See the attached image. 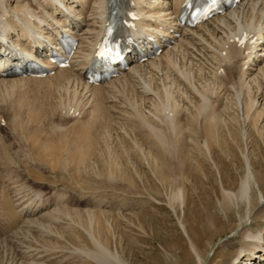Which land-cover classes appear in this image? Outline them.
<instances>
[{
	"label": "bare ground",
	"instance_id": "1",
	"mask_svg": "<svg viewBox=\"0 0 264 264\" xmlns=\"http://www.w3.org/2000/svg\"><path fill=\"white\" fill-rule=\"evenodd\" d=\"M186 1L0 0V52L6 53L8 58L11 54L10 59L20 51L30 52L40 62L49 65L48 69L50 73L53 71L52 75L47 74L41 78L27 76L6 79L0 77V94L1 96L4 94V97L10 95V98H12L11 95L15 94V89H23L21 87L24 84L27 85L26 82L28 83L29 81L37 82L40 85L41 92L54 99V102L51 103V112L55 113V115L60 113V116L63 114L64 117L75 116L78 114L76 112L78 109L72 108L74 105L76 106L74 103H70L74 104L73 106H68L66 104L67 100L65 99V102L63 98H67V95L71 94L70 96L74 98V101L75 96H79L82 99L83 106H81V112L85 114V118L82 120L73 119L75 121L71 124L76 123V126L72 132L57 135L58 137H55V142H52L54 139L46 138L45 136L46 139L41 140L42 138L39 139L36 132L34 133L33 131L27 137L32 150L42 156L44 160L52 159L54 163L56 162L55 166L61 160L63 166L64 163H72L75 168L70 165L77 172L86 166L88 168L91 159L97 155L95 147L98 141L103 142V140H100L105 137V132L103 131L110 127L114 128L119 123L118 120L126 119L129 116L131 129H134V133L137 131V138L147 145L146 152L143 149H139L137 142L133 143L134 148H137L138 152L144 153L147 160H151L153 171H158L161 177V171L159 168L157 170L155 165L158 162L164 166L166 155L170 154L172 149L178 146L176 144L179 143V146L186 145L188 144L187 141H191L198 143L199 146H204L206 149L208 144L219 143V139H221L220 130L223 124L225 125V121L222 120L221 112L216 111V104L214 105V102H219L224 96L228 100L232 98L231 102L233 100L235 110L241 111L244 120V127L241 126L238 132L239 137H241L242 148H244V150H241L244 174L238 188L234 192H231L229 189L221 190L224 197L221 209L224 211L225 219H229V221L233 220L231 212L234 211L235 207L239 205L243 206L244 213H242L243 217L240 220H236L237 226L240 228L237 227L231 234L233 238L240 240L236 245V251L232 254L223 253L220 255L217 264H234L235 261L241 264H264L263 228L259 231L251 229L252 226L260 223H263L262 226H264V0L241 3L224 14L213 17L206 23L197 25L194 28L180 27L176 20ZM111 2L117 3L119 12L122 13L120 14L119 25L121 27L120 36L122 31L120 42L123 47H126L130 51L134 47V44L140 45L141 40L139 35L145 32L149 33L154 41L158 43L161 47V52L158 55L150 54L149 56L146 53L142 56L129 54L128 67L121 71L118 76L103 84L90 85L83 81V74L90 64V58L94 53L95 46L100 43L105 34L106 24L109 21V4ZM125 11L132 16L130 17L128 14L123 15ZM123 21H126L128 25L121 26ZM63 33L76 38L77 47L75 54L70 60V66L58 68L56 65L48 63V52L50 50L47 46L48 43H53L52 48H55L54 45L58 35ZM242 35H247L248 41L251 40V42L244 47L237 48L232 43V39ZM112 41L113 38H110L108 44H111ZM35 43L37 44L36 46L33 45ZM143 57H147V59L141 60ZM26 59L27 55L22 61ZM147 75L155 77L154 79L150 77L152 81H148L147 84L145 80V86L138 87L139 90L137 91L139 95L137 98L139 102L132 104H143L147 110H140L141 112H139L138 109V112H135V107L137 106H131L129 109L134 110L135 108L134 112L130 111L129 113L128 109L126 112L123 108L125 106L121 104L123 106L121 107L120 105L119 100L121 97H117L119 91L128 84L131 86L130 83L132 82L133 84L136 78L142 77L141 80H144L143 77L145 76V79H147ZM210 79L212 83L207 81ZM153 80L156 81L153 82ZM149 82L150 84L154 83L153 87L150 86ZM135 85L138 86L137 84ZM173 91L174 93L181 94L183 97L181 105H178L181 100L176 104L175 97L172 96ZM19 94L22 96L15 100L17 101L16 104H25L27 109H30L26 105L29 103L28 97L25 98L26 94L25 97H23L24 94ZM119 95L121 96V94ZM228 100L224 105L225 108L222 105L224 110L227 109ZM41 103L39 106V103L37 104L38 107L36 106V109H30L32 111H30L31 115L28 116L30 121L31 119L36 121L44 113V109L47 106ZM222 107L220 111L223 113ZM124 111L127 116L124 114ZM15 118L14 116V119L10 121L14 120L16 122ZM156 120H159L158 124L162 122L164 129L160 124L159 126L155 123ZM38 122L40 124L41 120ZM199 123L201 136L195 135V133L199 132L198 127H196L197 130L195 129V125L198 126ZM111 176L113 177V175ZM3 185L2 188L6 187ZM1 194H4L3 191ZM0 198V222L3 223L2 230L7 229V231H11V229L16 228L21 223L23 226L24 219L21 217L37 215L41 218L47 215L48 217L55 218V215L60 213L58 209L52 213H48L51 208L49 209V205H45L44 203V206L29 211H23V208L20 207V213H17L16 208L23 205L21 202L23 199H17L19 198L18 196L14 201L9 200L7 196H1ZM172 200L176 201L177 197L173 196ZM27 205L30 204L27 203ZM34 207L36 206L34 205ZM75 211L79 222L83 215H87L88 217L89 226L83 228V232L90 238L93 249H89L88 247L87 249L86 247L82 248L79 245L81 243L77 240L78 246L76 245L77 248L74 251L89 256L98 264H124L116 253L110 251L106 245H103V243L93 236L95 234V232L92 234L91 230V224L95 218L93 211L89 209ZM43 219L45 218L43 217ZM48 220L47 223H50ZM42 223L39 225L43 226ZM53 223L55 224V222ZM24 226H28V223L27 225L24 224ZM19 228L20 226L17 228L18 231L20 230ZM13 233L17 234L14 231ZM213 233L215 234V232ZM70 235L75 240L80 237L81 233L75 232ZM217 235L218 233L215 234V236ZM9 238L11 239V237ZM190 247L195 253L197 264H210L211 258L208 259V257L212 250L206 255L201 256L196 253L192 241L190 242ZM71 248L73 249V247ZM34 253L31 254L34 255ZM26 255L28 256L29 254ZM75 258L77 257L75 256Z\"/></svg>",
	"mask_w": 264,
	"mask_h": 264
},
{
	"label": "rangeland",
	"instance_id": "2",
	"mask_svg": "<svg viewBox=\"0 0 264 264\" xmlns=\"http://www.w3.org/2000/svg\"><path fill=\"white\" fill-rule=\"evenodd\" d=\"M147 77L145 79L144 76V80H141L142 77L136 78L135 82L141 83L133 82L132 84L131 82L132 87L128 84L119 91L118 95L121 94V96L117 95V97H121L120 105L128 107L125 108L121 105L125 111L128 109L129 113L130 111L134 112L135 108V112H138V109L139 112L147 110L143 104L139 103L141 106L138 103L132 105L134 102H139L137 98L139 95L138 87L145 86V80L147 84L155 76L147 75ZM155 81L153 80V82ZM207 81L212 83L211 79ZM26 84L21 87L23 89H15V94L11 95L12 98L10 95L5 96V98L4 94L2 96L0 94V174L2 175H0V181L2 180L0 182V194L2 191L4 193L0 197L7 196L12 201L17 196L19 197L17 199H23L21 202L26 205L24 207L23 205L17 206V213H20V207L23 208V211H29L44 206L43 203L48 204L49 209L51 208L48 213L57 209L60 213L55 215V218L47 215L43 216L45 219L37 215H30L31 219L21 217L24 219L23 226L21 223L16 228L11 229L17 233L16 235L13 231L2 230L3 223L0 222V264H98L89 256L74 251L77 248L76 245L78 246L77 240L81 243L79 245L82 248L93 249L90 238L83 232V228L89 226L87 215H83L80 222L75 215V210L87 209L93 211L95 215L91 224L92 234L93 232L96 234L93 236L103 245H106L110 251L116 253L124 264H197L195 253L190 247L191 241L195 246L196 253L201 256L212 250L208 257V259L211 258L210 264H217L219 256L223 253L232 254L236 251V245L240 240L233 238L231 234L233 230L237 229V221L243 217L244 208L240 205L235 207L234 211L231 212L233 220L230 221L225 219L224 211L221 209V203L224 201L221 190L229 189L234 192L244 174L241 157V150L244 148H242L241 137L238 134L240 127H244V120L241 111L235 110L233 100L231 102L232 98L228 96L230 98L228 100L224 96L219 102H214L216 111L221 112L222 120L225 121V125L223 124L220 130L221 134L219 133L221 137L219 143L208 144L206 149L204 146H199L198 143L191 141H187L188 144L184 143L186 145H180L182 147L179 146V143L176 144L178 146L166 155L165 165L162 166L158 162L155 165L157 170L159 168L161 171L162 177L158 171H153L151 160H147L144 153L138 152V149L134 148L133 143L137 142L139 149L146 152L147 145L137 138V131L134 133V129H131L129 116V119L127 117L118 120L119 123L114 128L110 127L103 131L105 137L100 139L103 142L98 141L95 147L97 155L91 159L88 168L86 166L85 169L77 172L72 163H64L63 166L61 160L57 162L56 168V162L54 163L52 159L44 160L42 156L32 150L27 137L33 131L36 132L39 139L42 138L41 140H43L46 137L54 139L52 142H55L61 133L72 132L76 123H71L76 119L85 118V114L81 112L82 99L75 96L74 101V98L70 96L71 94L67 95L63 101L66 99L68 106L76 104L72 108L78 109L76 110L78 114L73 117H64L63 114L60 116V113L55 115L51 112V103L54 102V99L43 94L37 82L29 81ZM153 85L154 83L150 84L152 87ZM133 87H135L134 91ZM19 89L22 91L20 92ZM18 93L24 94L23 97L26 94L25 98L28 97L29 100L26 105L28 108H32L31 110L36 109L41 102L47 106V110L44 109L45 116L43 117L44 113H42L36 121L34 119L30 121L28 116L31 115L32 111L27 109L25 104H20L21 106L16 104L17 101L15 100L22 96ZM30 94L34 95L30 96ZM172 96L175 97L176 104L180 102L178 105H181L183 103L181 94L173 91ZM227 100L229 103L226 106L227 109L224 110ZM131 106L137 107L132 110L129 109ZM219 106L223 108V113ZM126 112L124 114L127 116ZM14 116L16 122L12 121L15 123L10 121L14 119ZM39 120H41L40 124H38ZM158 121L156 120L155 123L158 124ZM159 124L164 129L162 122ZM199 125L200 123L198 126L195 125V129L197 130L196 127L199 129L195 135L201 136ZM193 143L194 145H192ZM44 162L45 164H43ZM65 164H71L74 168ZM109 173L113 177L108 176ZM2 184L6 187L2 188ZM173 196L177 197L176 201L172 200ZM53 207L55 208L53 209ZM47 220L50 223H47ZM27 223L30 227L24 226ZM41 223L44 228L39 225ZM262 225L263 223L256 224L251 229L259 231L263 228L264 231ZM19 226L20 230L18 231ZM24 227L28 228L25 229ZM47 231H50L49 234ZM41 232H44L43 235ZM75 232H79L81 235L74 240L70 234ZM213 232L218 233V235L215 236ZM234 264L241 263L235 261Z\"/></svg>",
	"mask_w": 264,
	"mask_h": 264
},
{
	"label": "snow or ice",
	"instance_id": "3",
	"mask_svg": "<svg viewBox=\"0 0 264 264\" xmlns=\"http://www.w3.org/2000/svg\"><path fill=\"white\" fill-rule=\"evenodd\" d=\"M212 3H215V0H212ZM185 6H188L187 4ZM100 55H104V53H100Z\"/></svg>",
	"mask_w": 264,
	"mask_h": 264
}]
</instances>
